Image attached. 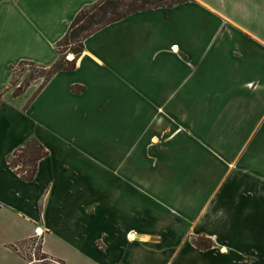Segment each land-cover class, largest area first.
Instances as JSON below:
<instances>
[{"label":"crops","instance_id":"crops-1","mask_svg":"<svg viewBox=\"0 0 264 264\" xmlns=\"http://www.w3.org/2000/svg\"><path fill=\"white\" fill-rule=\"evenodd\" d=\"M98 1L0 0V91L20 62L50 68ZM31 138L48 154L26 182L7 158ZM36 227L62 264H264V0L131 14L74 70L5 91L0 264H45L16 250Z\"/></svg>","mask_w":264,"mask_h":264},{"label":"trees","instance_id":"trees-1","mask_svg":"<svg viewBox=\"0 0 264 264\" xmlns=\"http://www.w3.org/2000/svg\"><path fill=\"white\" fill-rule=\"evenodd\" d=\"M189 0H99L78 12L72 20L64 37L56 43V62L47 69V75L41 83V89L49 79L59 71H72L75 68L77 57L82 52L83 41L99 29L127 16L156 8H171ZM72 46L74 59H65V50L60 48ZM32 64V63H31ZM27 87V86H26ZM81 88L72 87L73 92ZM17 91H22L18 89ZM45 148L35 139L31 138L21 147L17 148L7 158V167L20 177L22 181H32L35 177L38 162L47 155ZM196 249L203 251L212 247V241L204 237L191 239Z\"/></svg>","mask_w":264,"mask_h":264},{"label":"rangeland","instance_id":"rangeland-1","mask_svg":"<svg viewBox=\"0 0 264 264\" xmlns=\"http://www.w3.org/2000/svg\"><path fill=\"white\" fill-rule=\"evenodd\" d=\"M4 37H6V35H4ZM72 48H73L72 46H67L66 48L65 47L60 48V51L65 50V52H64L65 59H66V56L73 54L71 51ZM0 75H3V69L1 70ZM46 75H47V69H45V68L38 67V66L31 64L29 62L18 63L16 66L12 67L11 79H10V83L8 85V88L3 90V91H0V100H1V96L5 93V91L11 90L13 96H18L21 93H23L24 91H26L28 86L31 84L36 85L39 88L41 83L44 81ZM0 78H1V76H0ZM18 89H20V90L22 89V91H17ZM44 233H45V231H44ZM44 233H43V236H44ZM76 233H80V230L79 229L75 230L74 234H76ZM43 236L41 238H37L35 236V229H34L33 235L28 239L25 246L20 247V249H16V250L24 258H28L30 260H34V258H35V261L44 259L45 264H50L49 261H51L53 258L46 257L42 251V238H43ZM86 238L83 239L85 242H87L89 240L88 238L86 240ZM63 250H65V249H63ZM73 251H75V249ZM75 256H78V255H75Z\"/></svg>","mask_w":264,"mask_h":264},{"label":"built area","instance_id":"built-area-1","mask_svg":"<svg viewBox=\"0 0 264 264\" xmlns=\"http://www.w3.org/2000/svg\"><path fill=\"white\" fill-rule=\"evenodd\" d=\"M66 59L68 61H71L74 59V55L73 54H70L69 56H66ZM43 233H44V230L40 227H36L35 228V236L37 238H41L43 236ZM35 260V258H34ZM37 261H40V262H44L45 260L44 259H41V260H37ZM50 264H62L60 261L56 260V259H52L51 261H49Z\"/></svg>","mask_w":264,"mask_h":264}]
</instances>
